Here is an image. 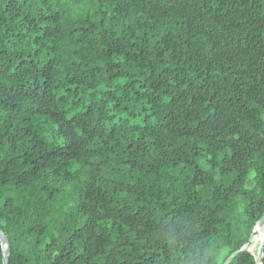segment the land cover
Wrapping results in <instances>:
<instances>
[{"label": "trees", "instance_id": "obj_1", "mask_svg": "<svg viewBox=\"0 0 264 264\" xmlns=\"http://www.w3.org/2000/svg\"><path fill=\"white\" fill-rule=\"evenodd\" d=\"M263 213L264 0H0L7 264H257Z\"/></svg>", "mask_w": 264, "mask_h": 264}, {"label": "rangeland", "instance_id": "obj_2", "mask_svg": "<svg viewBox=\"0 0 264 264\" xmlns=\"http://www.w3.org/2000/svg\"><path fill=\"white\" fill-rule=\"evenodd\" d=\"M248 186H251L252 185V181L249 180L248 181ZM258 224V223H257ZM256 226V225H255ZM258 230V229H257ZM255 231V230H254ZM259 233V231L257 232V234ZM255 234H256V231H255ZM254 234V235H255ZM257 234L254 236H252L251 240H250V244L248 245V250L252 253V255L254 256L257 264H259V258H260V251H259V247H260V243H261V240L263 238L262 235H258ZM225 253V252H224ZM224 253L221 255V258L222 256L224 255Z\"/></svg>", "mask_w": 264, "mask_h": 264}, {"label": "water", "instance_id": "obj_3", "mask_svg": "<svg viewBox=\"0 0 264 264\" xmlns=\"http://www.w3.org/2000/svg\"><path fill=\"white\" fill-rule=\"evenodd\" d=\"M258 224L263 225V238L261 240L260 247H259V251H260L259 264H261V257H262L261 248H262V244H263V241H264V213H263L262 217L260 218ZM0 242H1L2 248H3L2 263L3 264H7L6 255H5L6 240H5V237H4V235L2 234L1 231H0ZM248 245L249 244H245L241 249H247L248 250ZM6 252H7V249H6ZM229 259L230 258H228L223 264H227Z\"/></svg>", "mask_w": 264, "mask_h": 264}, {"label": "bare ground", "instance_id": "obj_4", "mask_svg": "<svg viewBox=\"0 0 264 264\" xmlns=\"http://www.w3.org/2000/svg\"><path fill=\"white\" fill-rule=\"evenodd\" d=\"M260 227L262 228V236H263V225L260 224Z\"/></svg>", "mask_w": 264, "mask_h": 264}]
</instances>
